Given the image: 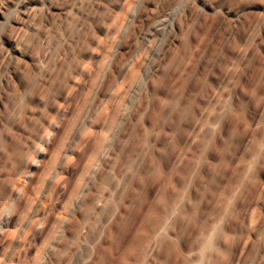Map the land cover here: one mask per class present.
I'll use <instances>...</instances> for the list:
<instances>
[{"label": "rangeland", "instance_id": "obj_1", "mask_svg": "<svg viewBox=\"0 0 264 264\" xmlns=\"http://www.w3.org/2000/svg\"><path fill=\"white\" fill-rule=\"evenodd\" d=\"M0 264H264V0H0Z\"/></svg>", "mask_w": 264, "mask_h": 264}, {"label": "bare ground", "instance_id": "obj_2", "mask_svg": "<svg viewBox=\"0 0 264 264\" xmlns=\"http://www.w3.org/2000/svg\"><path fill=\"white\" fill-rule=\"evenodd\" d=\"M23 6V5H22ZM16 51H17V48L15 49ZM6 212H7V210H6ZM5 217H7V214H6V216Z\"/></svg>", "mask_w": 264, "mask_h": 264}]
</instances>
